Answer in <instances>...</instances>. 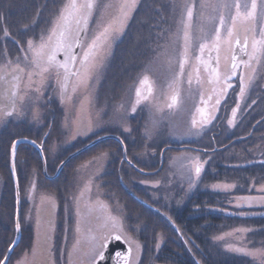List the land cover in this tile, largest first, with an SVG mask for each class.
I'll use <instances>...</instances> for the list:
<instances>
[{
	"label": "trees",
	"instance_id": "trees-1",
	"mask_svg": "<svg viewBox=\"0 0 264 264\" xmlns=\"http://www.w3.org/2000/svg\"><path fill=\"white\" fill-rule=\"evenodd\" d=\"M10 3L13 4L14 15L26 14L23 17L12 18L13 29L18 32V29H23L24 25L34 26V23H41L42 20L48 24L62 0H11ZM174 3L175 0H140L129 19L122 38L115 46V55L111 64L116 70L115 75L118 76L120 67L124 65L123 59L127 55L126 62L128 59L130 61L128 62L129 70L126 69L127 74H123L120 81L115 80L119 86L112 92L104 90L103 96L107 97L113 93L119 95L123 89V82L128 83L127 78L130 79L135 70L141 67L138 61L143 57L148 40L151 39L153 33L157 32L158 27L160 31L164 28L166 20L171 18ZM161 19L166 22L162 28L160 24L163 20ZM144 124V118L136 114L131 120L130 129L132 131L129 133L108 129L100 130L93 136L80 139L84 140L81 146L72 145L65 147L66 149L62 152L56 151L53 154H50V151H53L51 140L54 138V132L51 131L45 142L49 173H54L61 161L73 151L104 134L119 135L126 144L129 159L146 171H156L159 168L160 154L164 147L178 146L183 142L190 145L197 144L193 140L190 142L163 141L161 134L166 133L162 131L156 133V136L159 134L160 140L152 141L146 135ZM22 133L21 136L30 137L39 142L47 130L46 128L38 131L24 130ZM23 148L26 161L22 174H19L23 177L22 186L30 188L31 184L35 183L38 188L42 186L57 197L62 218L59 225L61 230L56 238L58 247L61 246L65 229V206L71 200L73 182L78 168L83 162L108 152L110 154L109 163L99 179V184H101L104 201L111 205H120L125 224L140 225L139 230L129 227L130 235L141 245V261L138 264H264V261H259L255 257L227 249L223 240L218 239L228 231L243 228L248 232L245 242L249 243L251 249L264 248V205L249 206L241 199L264 195V191H259L264 188V163L249 164L247 160L236 157L230 162L226 161L232 165H224L220 169L214 160L203 161V171L195 179L194 185L187 189L188 186L182 178L178 179L180 182L174 184L171 194H167L170 198L165 201L166 194H158L150 187H143L137 183L143 174L137 172L127 162H121L123 151L117 140H104L94 145L93 148L84 150L81 155L72 158L67 163L59 177L51 180L44 176L41 156L34 147L28 144ZM181 151L183 150L171 148L167 150L164 156V166L154 174L157 177L163 175L167 166L173 161V155L180 154ZM4 167L8 177L4 205L10 210L9 221L13 222L14 193L12 179L9 177L8 160ZM192 174L194 176V173ZM185 180L188 181L187 178ZM41 183L43 185H40ZM216 184H230L233 187L227 190L214 189L212 186ZM69 218L70 227H72L74 218ZM30 237L31 235L27 234L23 238L19 250L25 246H31V242H28ZM26 238L28 241H25ZM158 244L159 247H157Z\"/></svg>",
	"mask_w": 264,
	"mask_h": 264
},
{
	"label": "snow or ice",
	"instance_id": "snow-or-ice-1",
	"mask_svg": "<svg viewBox=\"0 0 264 264\" xmlns=\"http://www.w3.org/2000/svg\"><path fill=\"white\" fill-rule=\"evenodd\" d=\"M138 2L139 0H62L51 19L50 27L38 38L27 39L26 47L20 45L15 37H10L5 29V38H11L17 43L21 48L22 56L13 59L5 54L2 58L3 62H0V122L13 114L23 115L24 113L17 107L18 102L23 103L27 98L33 105L38 103L43 94L42 89L53 81L54 90L58 91L62 101L65 98L71 99V93L76 92L78 88L88 89L90 82L97 78L110 55L112 41L121 34ZM179 7L183 26V48L178 61V71L175 72L173 82L169 85L165 102L163 104L154 102L155 110L161 112L164 108L174 110L182 106L180 91L174 85L185 76L187 65L192 69L187 76L189 85L192 84L194 76L198 86L205 83L209 85L208 89L199 92V101L203 105L195 109L199 119L194 117L190 127L186 129L187 134H199L200 130L216 119L222 100L233 87L230 83L232 78L236 77L242 68L251 69L252 75H240L237 103L231 110V117L227 119L229 126H235L240 102L245 98L254 80L255 69L251 68V62L258 55L264 57V30L249 36L248 32H252V29H248L241 37L236 32V25L238 21L252 23L258 16L264 20V0H250V3L245 0L243 4L240 0H199L198 5L197 0H182ZM197 7H199L198 13ZM194 14H197L201 21L200 27L196 29V35H193ZM22 30L28 31L29 26L24 25ZM195 49H198L199 55H195ZM206 49L209 50L208 59H204ZM238 50L247 56V60L239 59ZM60 54H63V59L59 58ZM201 70L204 73L203 79ZM135 95L136 102L131 108L133 113L136 111V105L153 98V86L148 75H144L139 80ZM39 115L38 111H33L32 119L38 121ZM156 124L157 121L153 120L151 127L146 126V135L151 133ZM80 130V126H77L76 132L79 133ZM22 142L35 144V141L27 138L13 141L11 145L13 171L17 144ZM37 147L43 149V145ZM107 155L108 153H102L101 158ZM180 159L189 160V164L185 167L189 171L191 188L195 179L200 176L203 165L199 162V157ZM128 162L131 163L130 160ZM93 187L94 185L89 181L80 190L79 195L73 197L77 215V239L73 245V252L77 254L79 264H101L106 259L108 244L113 240H123L128 247L123 253H115L117 264H130L133 250L135 249L138 258L141 245L126 229L134 227L139 230L140 225H126L123 217L112 215L110 206L99 199L91 203L87 202L86 197L92 194ZM212 187L227 190L233 185L216 184ZM32 188H35V183L32 184ZM259 191H264V188ZM241 199L249 206L264 204V195ZM93 213L97 221L95 226L82 229V220L86 215L91 216ZM20 229L21 225L17 217L15 231L19 232ZM82 241L87 246L83 251L80 248ZM231 250L260 257L264 261V249L246 251L243 247H234ZM7 259L8 257L4 256L0 259V264H5Z\"/></svg>",
	"mask_w": 264,
	"mask_h": 264
},
{
	"label": "flooded vegetation",
	"instance_id": "flooded-vegetation-1",
	"mask_svg": "<svg viewBox=\"0 0 264 264\" xmlns=\"http://www.w3.org/2000/svg\"><path fill=\"white\" fill-rule=\"evenodd\" d=\"M10 2L11 0H0V62H3L2 58L5 54L13 59H15L17 56H22L21 48L17 45V43H15L11 38H5L4 35L5 29H7L10 37H15V39L19 41L20 45H24L26 47L27 39L38 38L43 31H45L47 28L50 27V23H51V19L49 20L48 24L45 23V20H42L41 23L36 22L34 23V26H29L28 31H23L22 28H20L18 29L19 31L16 32L15 29H13L11 23L12 18L15 16L23 17V15L26 14L22 13L23 15L21 14L14 15L12 12L13 4H11ZM123 34L119 38H116L114 41H112L113 47L110 49L111 50L110 55L107 57L105 66L103 65L102 69L109 68L112 70V72L113 70H115L114 68H112L111 65L114 55L113 50L115 49L114 45L116 41H119L122 38ZM195 55H197V53ZM208 55L209 52L207 53V57ZM261 57L262 56L254 60V62L258 61V63L256 65H253L254 67L252 68L255 69L254 80L251 87L247 91L245 98L240 102V109L238 110L235 126H229L227 124V119L231 117V110L236 106L237 103L239 87H240V79H239L240 75L241 74L245 76L252 75L253 73L250 72L249 69L242 68L237 73V76L233 77L232 80L230 81L233 87L228 90L227 96L222 100L220 109L216 113V119L206 128L200 130L199 134H192L191 137L193 138H189L188 135H186V137L183 140H180L182 142L183 141L190 142V140H193L197 144L190 145L188 143L183 142L182 144L177 146L178 148L181 147L180 149H182L183 151H181L180 154L175 153L173 157L174 156L181 157L184 154L183 157L195 158L196 157L195 155H197V157H199L200 163H202L203 161L214 160L217 164V167L220 169L224 165H232L226 163V161L230 162L234 160L236 157L244 159L245 161L247 160L249 164H252L253 162L264 163V58L262 60ZM59 58L63 59V54H60ZM261 61L263 62L259 63ZM128 62L130 61H127V63ZM106 63L108 65H106ZM143 63L147 64L145 59ZM109 69L105 73L104 72L99 73L97 78L90 82V86L88 89L78 88L76 92L71 93V99L65 98L63 99V101L58 91L54 90V81H53L42 89L43 94L38 103L33 105L28 102L27 98L23 103L18 102L17 107L21 112L24 113L23 115L17 116L13 114V116L7 117L2 122H0V259H3V257L6 256L7 254L6 252L13 243L12 241L14 240L16 235V231H15L16 222L14 220L16 214V210H15L16 188L14 184L12 168L10 166V161H11L10 153H11V145L14 140H17L18 138H26L21 136L24 130L38 131L39 129L46 128L48 135H45L43 139H41L39 142L35 141L33 138L28 137L34 140L37 144L44 145L43 147L44 154L46 147L45 142L49 137L51 131H53L54 138H52L53 140H51L53 143L52 150L56 153L55 143H60L61 141H64V139H66L67 141L71 139L79 140L84 137L93 136L94 133L99 131L97 129L96 131L93 130L88 132V130L85 127H82L79 133H77L75 130V133L72 134L74 137L71 136V139L69 138L68 131L66 130L67 127L69 129L71 124L76 123L74 117L76 116L75 112L77 108L81 105L84 107L81 108L80 110H86V108H89L93 113L94 119L98 120L99 118V120L96 121V123L98 124L101 121H103L102 105L104 104L105 106L110 105V108H112L113 111L110 112L111 120H106V122L103 121L102 125L107 122L111 123L114 129H117V131L124 132L125 134L132 131L130 127H131V120L134 117L132 115L133 112L131 111V108L136 102L135 91H133L134 84L132 83L127 85L129 82L125 83L126 85L123 84V89L119 93V95H116V93L110 94L108 98L106 97L109 101L102 102V97H101L102 90L112 92L113 89L119 86V83H115V78H116L115 75L108 74L110 71ZM125 74H127V72H125ZM201 78L203 79L202 76ZM181 81L182 80L178 81L177 83L178 85H181L179 91L182 98L185 97L186 99H189V96L191 95L194 98L196 93L199 95L197 91L196 93L191 91L192 86H194V88L198 86L195 80V76L193 78V82L191 85L187 83V80H184L185 84L183 88ZM205 88L206 89L209 88V85L207 83H205ZM21 94H23V92ZM126 97L127 100L124 101ZM158 97L161 98V96ZM253 101H255V103H253ZM154 102L155 101L153 100V98L150 99L149 101H142L140 104L143 105H141L135 111V114L137 112V115H141V117L144 118L145 128L148 121L157 118L155 115L158 112L155 110V107L152 106ZM70 104L73 105V107H69ZM182 105L183 106L179 109V111L184 115L186 113V105L184 104ZM33 111L39 112L40 115L38 121H34L32 119ZM56 113L59 114V120L57 119L55 121ZM192 115H194L195 118L199 119V116L196 114L195 110L192 113ZM122 121H127V122L124 125ZM56 124L59 125L57 126ZM158 132H159V128H154L153 130H151V133H158ZM23 146H25V144H21L18 146L16 152L17 155L16 163H15L17 177L19 181L20 194L22 198V203H21L22 210H21V218H20L22 236L20 240L21 243L12 252L8 264H79V261L77 259V254L73 252V247L68 248L66 246V240H64L66 236L65 229L63 230L61 246L58 247L56 243L57 240L53 239L52 242L48 238L49 242L47 243L46 241L47 230L45 226L50 225L48 224L49 220L46 221L36 220L33 222V220L26 218L30 216V213L32 211L31 209L32 204L35 207V201L33 198L34 194H32L33 199L31 198V190H33L32 188L33 183L31 184L30 188L22 186L23 180L21 184V179H23V177L19 175L22 174V169L24 167L23 165L25 164L26 161V155L24 154ZM169 146L172 147L173 149L175 145H169ZM35 150L37 151V149ZM188 154L189 155L194 154V155L188 156ZM173 157L172 160H174ZM46 159H47V155H46ZM7 160L10 171L9 177H11L12 179V188L14 193L13 222L9 221L10 210H8V208L4 205V201H5L4 193L6 190L5 186L8 181V177L6 175L4 166ZM121 162L124 163L125 161H122L121 159ZM47 165H48V159H47ZM65 166L62 168V170L65 168ZM56 171L50 174L49 165H48L47 174L50 177L46 176L45 174L44 176H46L50 180L56 179L57 177L60 176L62 172L61 171L57 177L52 178L51 176H53L56 173ZM43 173H44V165H43ZM36 188L38 187L35 184L34 192ZM27 192H28V196H27L28 200H25L24 197L26 196ZM26 203H28V205H26ZM22 217H25V219H22ZM33 223H35L36 226L39 227L37 230L33 229L32 227ZM35 230L37 231L36 237H37V241H39V244L36 245V243L33 241L31 243V246H25L24 248H22V250H19L22 246L23 238H25L28 233L32 234V231L35 232ZM25 241H28V239L26 238ZM26 243L27 242H25V244ZM49 245H50V250H49ZM80 248L82 251L86 250V246L84 247L80 246ZM49 251H50V255H49ZM139 261H141L140 253H139V257L137 258L134 249L132 257L130 258V264H138Z\"/></svg>",
	"mask_w": 264,
	"mask_h": 264
},
{
	"label": "rangeland",
	"instance_id": "rangeland-1",
	"mask_svg": "<svg viewBox=\"0 0 264 264\" xmlns=\"http://www.w3.org/2000/svg\"><path fill=\"white\" fill-rule=\"evenodd\" d=\"M181 2L182 0H175V3L172 5L173 10L171 12V18H169V20H166L167 23L164 22L163 19H161L163 20V23L160 24L161 28H162V25H164V23H166L167 26L165 24L164 28L161 31L159 30V27H158L157 32L153 33L151 39L148 40L147 48L144 49L143 51V57L142 59L138 61L141 67L135 70V73L131 76L130 79L129 77L127 78V75H125L127 78V81L129 82L127 85L132 84V83L134 84L133 91H135L136 88L139 86V80L144 75H148L152 82L153 100L155 101V103L163 104L165 102L166 96L169 93V85L172 84L174 74L176 71H178V61L180 59V54L183 48V26L181 24L182 17H181V9L179 7ZM244 2L245 0H240L241 4H243ZM248 2L250 3V0H248ZM198 4H199V0H197V5ZM198 12H199V7H197V13ZM225 16L227 19V14H225ZM129 19L126 21V25L129 23L130 21ZM35 25H38V24H35ZM200 25H201V21L199 19V16L197 14H194L193 35L197 34L196 29L199 28ZM125 27L123 28V31L125 30ZM248 29H252V32H248L249 36H251L253 33H256V30H259V31L264 30V20H261L258 16L257 19L252 23L239 22V21L237 22L236 32L241 37H243L246 30ZM123 31L117 38H119L124 33ZM222 33H223V30H222ZM257 38H259V36H257ZM117 42L118 41L115 42L114 46L118 44ZM201 42L207 43L208 41H201ZM112 47H113V43H111V48ZM114 51L115 49L113 50V54H114ZM208 52L209 50L206 49L204 53V59H208L207 57ZM114 55H113V58H114ZM197 55H199V52H197ZM126 56L123 59L124 65L120 67L119 71L117 69L119 73L118 76L115 75L116 70H113L112 72V70L109 68L102 69L99 73L101 72L105 73L109 69L110 71L108 74L115 75L116 77L115 80L120 81L121 78L123 77V74H125L126 72L125 70L126 69L129 70V64L126 62ZM261 58L263 60L264 57H261ZM144 59L146 60L147 64L143 63ZM127 61H129V59ZM105 62H104V66H105ZM262 62L263 61L259 63H262ZM106 65L108 64L106 63ZM191 71L192 69L186 65L185 66V76L181 79L182 88L185 84L184 80H187L188 73H190ZM201 76L204 77L203 70H201ZM125 83L126 81L123 82L124 85H126ZM174 87L179 90L181 88V85H178L177 83V86L175 84ZM203 90H206L205 84H203L202 86H197L195 88L194 86H192V89H191V91H193L194 93H196V91L199 93L200 91H203ZM103 91L104 90H102V96H101L102 102L109 101L107 99L109 96H107V98L106 96H103L104 95ZM158 96H161V98H159ZM192 98H193L192 95L189 96V99H186L185 97L182 98L183 104L186 105V113L184 115L183 113L179 111V109L183 105L179 109H174V110H169L167 108H164L163 111L158 112L155 115L157 117L156 119H153L157 121L155 128H159V131L166 133L165 135L161 134L163 141L169 142L171 140H174V141L180 142V140H183L186 137V135H188L189 138H193L191 137L192 134L186 133V129L190 127L191 120L195 117L194 115H192V113L196 109V106L203 107V105L199 104L200 102L199 95L197 93L194 96V98L193 99ZM126 100H127V97L124 99V101ZM141 105L143 104L136 105V109H138ZM152 106H154V103L152 104ZM69 107H73V105L70 104ZM83 107L84 106L82 105L79 106L75 112L76 116L74 117V120L76 123L72 122L73 124H71L69 129L67 127L66 131H68V135L70 139H71V136L74 137L72 134L75 133L77 126H80V128L85 127L88 130V132L93 131V130L96 131L97 129L99 131L100 130L103 131L104 129L117 130L113 128L111 123L107 122L102 125L103 121L106 122V120H111L110 112L113 111V109L110 108V105H106V106L104 104L102 105L103 121L100 122L101 124L96 123V121H98L99 118L98 120L94 119L93 113L89 108H86V110H80ZM136 114L134 112L132 114L133 117ZM99 117H100V114H99ZM56 118L59 120L58 113H56ZM153 120L148 121L146 126L151 127V122ZM126 122L127 121H122L124 125L126 124ZM148 137L152 141L158 142V140H160L159 134L158 136H156V133H150ZM83 141L84 140L81 141L80 139L79 140L71 139L69 141L64 139V141H61L60 143H55L56 151L58 150L57 151L58 153L62 152L66 149L65 147H70L72 145L79 147L82 145V143H84ZM53 153L54 151H50V154H53ZM105 153H108V152H105ZM191 155H194V154H191ZM191 155L188 154V156H191ZM195 156L197 157V155ZM181 157L174 156L173 157L174 160L170 162V165H168L167 168L165 169V173L161 175L160 177H157L156 174H149V175L143 174V177L142 178L139 177L137 183H140L141 186L143 187H148V188L150 187L151 190L153 191L155 190L156 193L158 194H161V193L166 194L165 201H168V199L170 198L169 196H167V194H171V190L174 184L177 182H180V180L178 179L182 178V181H184V183L188 186L187 189H189L190 188L189 187V171L185 167L186 165L189 164V160L180 159ZM109 159H110L109 153L106 157H102V158H101V155L95 156L94 158H91L87 160L86 162H83V164L78 168L76 172L77 175L73 182L74 188L71 193V196H72L71 200L69 201L68 204L65 203L66 212L64 214V218H65L64 227L66 229V234H65L66 236L64 240H66V246L68 248L73 247L77 239V233H76L77 215H76V205L73 202V197L78 196L80 190L84 187V185L88 183L89 181H91L92 185H94L93 192L90 196L86 197V201L91 203L99 199L100 201L105 202L103 198L104 195L102 192L101 184H99V179L103 175L105 167L109 163L108 162ZM201 164L203 165V162ZM183 175L185 176L184 178L182 177ZM185 178H187L188 181H186ZM40 185H43V184L41 183ZM32 194H34L33 198L35 201V207L32 204V208H31L32 211L30 213V216L26 218L33 220V222L36 220H43V221L49 220L48 224L50 225L45 226L47 230V240L46 241L48 243L49 242L48 238H49L53 242V239L56 240L59 234V231L61 230L59 225L61 224V220H62L60 216L61 209L59 208L57 197H55V195L53 194H50L43 187L36 188L35 192H34V189L31 190V198H32ZM27 196H28V192L26 196L24 197L25 200H28ZM106 204L110 206L112 215L123 217L120 205H111L109 203H106ZM26 205H28V203H26ZM69 217L74 218V223L72 227H70L71 220ZM22 219H25V217H22ZM53 222H54V225H53ZM96 223L97 221L95 219V213H93L91 216H88V215L85 216V218L81 222V227L82 229L86 230L88 227H94ZM87 224H88V227H87ZM32 227L33 229H36V230L39 228L38 226H36L35 223H33ZM36 230L35 232L32 231V234L30 233L28 234L31 235L30 237L31 243L34 241L36 245H38L39 241H37V237H36L37 231ZM126 230L129 231V228H127ZM247 234L248 232L246 230H244L243 228H238L237 230L228 231L227 234L220 237V239L223 240L227 249L228 248L232 249L234 247H243L246 249V251L257 250L254 248L251 249L249 247V243L245 242ZM80 246L84 247L86 246V244L82 241ZM260 249H264V248H260ZM255 258L261 261L260 257H255Z\"/></svg>",
	"mask_w": 264,
	"mask_h": 264
},
{
	"label": "water",
	"instance_id": "water-1",
	"mask_svg": "<svg viewBox=\"0 0 264 264\" xmlns=\"http://www.w3.org/2000/svg\"><path fill=\"white\" fill-rule=\"evenodd\" d=\"M260 31L259 30H256V34H258ZM223 34V33H222ZM258 36V35H257ZM249 51H250V48H249ZM195 52L197 53L198 52V49H195ZM237 54H238V57L239 59L241 60H247V56L244 54V53H241L239 52V50L237 51ZM260 56L258 55L256 57L259 58ZM254 64H253V63ZM251 62L252 64V67L253 68L254 66L253 65H256L258 63V61L254 62V60ZM240 71V70H239ZM238 71V72H239ZM250 72L251 69H249ZM22 138H18L17 140H21ZM28 140H31V141H34L30 138H27ZM105 139H112V140H118L120 143L121 141L123 142V144H121L122 146V151H123V160L124 161H129V159H125V157L128 158V151L124 150L126 148V145L124 143V141L121 139L120 136L114 134H104V136H100V137H97L95 139H93V141L85 146H83L81 149L79 150H76L74 152H72L71 155H69L66 159H64L62 162H61V165L58 167L56 173L51 176L52 178L54 177H57L58 174L62 171V168L66 165V163L71 160L73 157L77 156V155H80L84 150L86 149H89V148H92L94 145H96L97 143L99 142H102L104 141ZM21 144H27L28 143H19L17 144V149H18V146L21 145ZM32 145L35 149H37V151L39 152V154H41V158H42V163L44 165V174L46 176H48L47 174V168H48V165H47V159H46V155L44 154V150L39 147H37V145H43V144H37L35 142V144H30ZM44 147V145H43ZM170 147V146H169ZM169 147H166L162 150V153H161V157H160V160H161V163H160V166H159V169L156 171V172H159V170L162 168L163 166V163H164V160H163V157H164V153L165 151L169 148ZM174 148H177V147H174ZM181 148V147H180ZM127 149V148H126ZM17 152V151H16ZM10 156H11V161H10V166L12 168V155L10 153ZM17 156V155H16ZM15 161H16V157H15ZM129 163V162H128ZM137 172H142L144 174H149V173H154V172H146V171H143L142 169H140L138 166H136L133 162L129 163ZM142 170V171H141ZM12 174H13V177H14V184H15V199H16V203H15V210H16V214H15V222H16V219L17 217L19 218V223L21 225V203H22V198H21V194H20V188H19V181H18V177H17V172H16V166H15V170L13 171V168H12ZM50 177V176H48ZM21 236H22V231L20 229L19 232H16V235H15V238L13 241H15V244H11L10 248L11 250L8 249V251L6 252V256L8 257V259L5 261V264H8L9 263V260L11 258V255H12V252L14 251V249L21 243L20 240H21ZM12 241V242H13ZM127 247L128 245L125 244V242L123 240H119V241H116V240H113L111 241L109 244H108V248H107V251L105 252V257L106 259L104 261L101 262V264H117V260H116V257H115V253L116 252H125L127 250Z\"/></svg>",
	"mask_w": 264,
	"mask_h": 264
}]
</instances>
